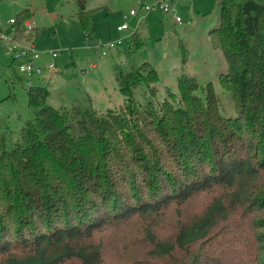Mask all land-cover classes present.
<instances>
[{
    "label": "trees",
    "instance_id": "1",
    "mask_svg": "<svg viewBox=\"0 0 264 264\" xmlns=\"http://www.w3.org/2000/svg\"><path fill=\"white\" fill-rule=\"evenodd\" d=\"M32 14L13 16L19 35ZM209 35L235 116L186 74L179 96L142 106L132 90L156 92L150 61L115 67L125 99L105 113L28 87L20 139L0 132V264H264V0H220ZM130 38L128 54L143 45Z\"/></svg>",
    "mask_w": 264,
    "mask_h": 264
},
{
    "label": "rangeland",
    "instance_id": "2",
    "mask_svg": "<svg viewBox=\"0 0 264 264\" xmlns=\"http://www.w3.org/2000/svg\"><path fill=\"white\" fill-rule=\"evenodd\" d=\"M154 1L89 0L87 7L93 11L84 25L79 18L82 7L78 0H0V27L5 28L7 20L22 9L32 10L39 26L35 43L40 52L37 62L42 66L55 63L56 72L51 79L46 69L42 74L44 80L34 77L30 83L46 86L50 91L47 102L55 108L70 107L74 100L84 105L90 97L101 113L117 109L125 95L119 90L115 67L131 69L150 61L159 75L156 92L152 93L143 82L132 90L142 106L151 101L158 111L168 96L167 90L179 96L178 78L186 74L203 86L211 82L222 113L235 116L232 93L222 87L219 79L228 63L222 48L215 47L209 35L210 29L219 23L220 0H175L172 11H150L137 24L138 17L131 16L130 10L141 11L143 4ZM125 21L130 28L117 30ZM135 29L141 33L143 45L128 54V41ZM117 40L124 42L122 51L111 49L102 55L94 47ZM51 52H57V57L52 59ZM26 81L0 48V132L10 133L13 141L20 139L21 128L32 115ZM198 94L203 95V91L198 90ZM203 205L199 202L193 211ZM187 209L189 205L185 206Z\"/></svg>",
    "mask_w": 264,
    "mask_h": 264
},
{
    "label": "built area",
    "instance_id": "3",
    "mask_svg": "<svg viewBox=\"0 0 264 264\" xmlns=\"http://www.w3.org/2000/svg\"><path fill=\"white\" fill-rule=\"evenodd\" d=\"M175 5V0H155L152 4H143L141 11L138 9H131L129 14L138 17L137 24H140L145 14L159 10L162 12L172 11ZM127 18L126 16L124 17ZM179 21L180 17H176ZM15 18L11 17L7 20L6 28L0 29V48L10 59L17 62V69L25 76L26 84L30 86V80L35 76L42 74L46 69L56 71L55 63L42 66L37 62L40 52L35 45V24L32 20L25 21V28L19 35L17 28L14 26ZM130 26L127 21L117 26V30L123 31L129 29ZM123 40L110 41L106 44L98 43L94 46L102 55H106L109 50L122 45ZM57 52H51L52 58L57 57Z\"/></svg>",
    "mask_w": 264,
    "mask_h": 264
},
{
    "label": "crops",
    "instance_id": "4",
    "mask_svg": "<svg viewBox=\"0 0 264 264\" xmlns=\"http://www.w3.org/2000/svg\"><path fill=\"white\" fill-rule=\"evenodd\" d=\"M88 2H89V0H87V2H86V5H85V9L86 10H93V8H90V7H87V4H88ZM90 13H92V12H90ZM131 16H133V15H131ZM13 17V16H12ZM135 17V16H134ZM137 17V16H136ZM11 18V17H10ZM28 20H32L33 22H34V24H35V43H36V41H37V34H38V32H39V26L37 25V23H36V21H35V18H34V16H33V14H32V17L31 18H29ZM6 24H7V22H6ZM126 30H128V29H126ZM123 31H125V30H123ZM124 45H122V46H117V47H115L114 49H116V51L117 50H120V51H122L123 50V48H121V47H123ZM125 47V46H124ZM127 48V47H126ZM123 53V52H122ZM121 54V53H120ZM50 56H51V54H50ZM51 58H52V56H51ZM56 58V57H55ZM52 59H54V58H52ZM13 64H15V63H13ZM16 65V64H15ZM45 71V70H44ZM43 71V72H44ZM48 71V70H47ZM50 71V70H49ZM47 72V75L49 76V78H53L54 77V73H53V71L52 72ZM43 72H42V74H43ZM42 74H40V75H37V76H35V77H37V78H39V79H43L44 80V76H42ZM42 76V77H41Z\"/></svg>",
    "mask_w": 264,
    "mask_h": 264
}]
</instances>
